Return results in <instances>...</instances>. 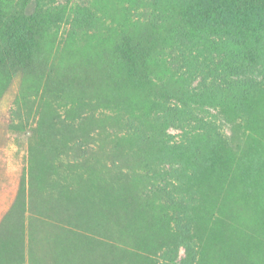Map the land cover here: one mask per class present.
Wrapping results in <instances>:
<instances>
[{
    "label": "trees",
    "instance_id": "16d2710c",
    "mask_svg": "<svg viewBox=\"0 0 264 264\" xmlns=\"http://www.w3.org/2000/svg\"><path fill=\"white\" fill-rule=\"evenodd\" d=\"M61 1L0 0V96L18 80V90L40 97L35 112L32 104L17 113L20 130L36 123L38 140L14 196L4 193L0 151V200L9 201L0 264H23L26 212L30 226L50 229L53 251L41 260L30 240L28 264H175L153 259L155 235L168 254L185 249L181 264H264V215L254 219L263 234L253 242L242 227L227 235L220 209L222 217L211 215L241 185L264 182V0L107 2L113 16L99 9L106 0L70 9ZM97 12L103 32H95ZM62 25L64 50L52 59ZM239 119L254 123L246 140L219 125ZM97 127L102 150L89 147ZM64 142L84 187L39 180L58 173Z\"/></svg>",
    "mask_w": 264,
    "mask_h": 264
},
{
    "label": "rangeland",
    "instance_id": "374dc122",
    "mask_svg": "<svg viewBox=\"0 0 264 264\" xmlns=\"http://www.w3.org/2000/svg\"><path fill=\"white\" fill-rule=\"evenodd\" d=\"M17 0H15L16 2ZM117 1H121L125 7L127 6L124 2V0H106L104 4H101V7L99 8L100 11L102 10L104 13H108L109 16H113L115 13V9L117 7ZM109 2V5H112L115 7L114 10H112L109 6H105V4ZM59 4L65 5L68 9H70L71 5H86L87 0H70L69 3L65 0H62ZM2 8V7H0ZM32 10V7H26L25 12L28 13ZM144 8L138 9L137 11L133 10L134 13H142L144 12ZM108 16V17H109ZM96 18L98 19V22L101 23L97 26V31L104 30L105 25L102 23V19L104 18V15H102L100 12L96 13ZM68 29L69 27L66 25L61 26V30L59 32L58 38H56L55 45H54V51H52V54L47 53L48 56H51L52 59H54V53L56 52V49L58 52L63 53V48L65 46L64 40L67 39L68 35ZM99 29V30H98ZM66 30V31H64ZM62 32V33H61ZM94 31H90L89 33L92 34ZM60 41H63L61 43ZM58 46L60 48H58ZM60 49V50H59ZM46 50V49H45ZM60 54V53H59ZM58 54V56H59ZM57 56V58H59ZM59 60V59H56ZM19 81L15 80L11 88L6 91L4 94L0 96V123H5L6 127L5 130L0 129V151L2 152V159L4 156V165H1V168H5L6 173L3 175V179L5 181L6 186L4 187V193L10 196H14L17 194L20 184V176H22L24 173L27 176L28 169H29V161L31 156V147L36 144V141L38 140L36 130H34L35 124L30 120V123H27L30 127H28L25 130H20V125H25L24 119H20V114H23L24 112H27L32 104H36L34 109V112L37 110V107L39 105L40 97L36 96L35 94H24L26 92L18 90ZM57 104H55L53 107L56 108ZM65 103L61 105L60 110L58 111V115L63 119H65V112L66 109L64 108ZM57 110V109H56ZM20 114H17L19 113ZM12 121V122H11ZM12 123L11 128L8 129V123ZM220 123V122H219ZM218 123V124H219ZM61 126H66L68 123H58ZM4 125V124H3ZM219 125L222 126V132L226 135H229L232 130H234L236 136L238 139L243 140L247 138L248 132L246 129H250L248 127L253 128L254 123L246 124L241 123V120H236L233 123H220ZM249 125V126H248ZM21 126V127H22ZM112 126L118 127L116 123H110L106 127L109 132L115 134L118 133L117 130H115ZM11 129V130H10ZM101 129L97 127V130L95 132H92V137L96 138L95 142H92L89 147L96 148V146L101 148L102 146L105 148L104 141L101 142L100 140L104 138L103 134L101 133ZM99 133V135H98ZM168 133L172 136L179 135V132L176 130H168ZM101 135V136H100ZM57 138H62L59 135ZM73 138V137H72ZM67 139V138H65ZM72 145L71 142H64L61 143V150L58 152L59 156L57 157L55 164L57 165L59 169L58 173L55 169H48L46 171V175L41 174V177L39 176V180H41L43 177L47 179L49 182H56V184H66L69 186L70 182L75 183L74 187H84L85 184L82 183L80 178H78L79 174L78 171L74 173L72 169L68 167L69 160H71V153L68 150V147ZM101 153V162L103 160L102 151ZM49 163H46V166ZM63 165V166H62ZM39 172H42L43 170H37ZM81 173V171H80ZM84 174L85 178H87L86 173ZM43 175V176H42ZM75 179V180H74ZM74 180V181H73ZM98 181V178L96 179ZM48 189H51L50 183L47 185ZM72 187V188H74ZM50 192V195L52 197H55L56 193L54 189L52 191L48 190ZM7 200H0V220H1V212L5 210V208L8 206ZM5 204V205H4ZM223 209H221L219 206H216L213 208V211L211 215L214 216L216 219L220 216V213L218 209H220L223 213H225V216H227V219H225L226 227L224 228L225 231L230 230L228 233L230 234L231 231H234L238 228H243V233H241L242 238L245 240L246 238L250 239L249 241H252L258 237L262 236V232L255 230L256 228L261 229L262 227L258 226V224H254V219L259 215H264V182L262 185H248V188L244 185H241L240 190L233 191V194L231 197L226 201L224 205L220 203ZM50 217V216H48ZM51 219L54 220V218L51 216ZM212 219V218H211ZM29 220L28 213L26 212L25 216V223L23 226V230L20 233L21 242L23 244L24 248V256L22 255V261L23 264H28L29 259L28 255L30 254L29 248H30V240L33 242L35 256H39L40 259L44 258L43 254L47 255L48 253L52 255L53 251H51L49 244L51 241V231L49 228H46L44 230L40 229V227L36 224L35 228L33 226H30L29 223H27ZM43 222H45L46 227H50V224L52 220H49V218H43ZM174 226L170 224L171 230H173ZM221 226L217 225L214 227V230L212 234H215L217 230H219ZM227 228V229H226ZM165 229V228H163ZM211 231L207 229H203L202 233L204 236L208 235ZM248 236V237H247ZM157 236L155 235L154 242H152V247L150 248V253L152 254L153 259H155L156 262H161L162 260H168L169 256H172V260H174L175 264H181L182 260L186 258V252L183 247L178 246L177 250V256L175 257L174 254H168L167 250L165 249V244L162 239H160L158 242ZM157 239V240H156ZM222 239H220L221 241ZM167 241V240H166ZM220 243V242H219ZM218 248V246H217Z\"/></svg>",
    "mask_w": 264,
    "mask_h": 264
}]
</instances>
